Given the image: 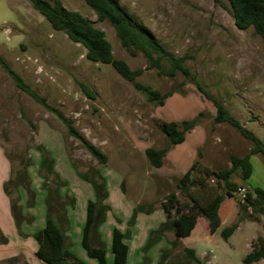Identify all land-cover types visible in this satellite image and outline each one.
<instances>
[{
	"label": "rangeland",
	"instance_id": "rangeland-1",
	"mask_svg": "<svg viewBox=\"0 0 264 264\" xmlns=\"http://www.w3.org/2000/svg\"><path fill=\"white\" fill-rule=\"evenodd\" d=\"M61 1L105 32L115 57L124 59L133 69H143L136 82L170 95L159 105L111 64L89 60L86 48L65 32L55 30L29 0H0V54L33 90L107 155L106 163L95 158L79 139L69 134L54 112L21 90L0 66V144L11 162L14 180L8 185L10 204L15 203L26 220L20 228L13 216L10 225L1 221L9 242L0 244V264H47L37 257V244L31 234L45 225L48 209L54 217L60 215V202L65 203L70 219V227H65L71 251L85 264H98L81 243L88 200L96 199L93 184L104 185L102 193H108L97 220L104 218L98 232L110 263L112 229L119 227L125 229L133 243L130 264H156L152 258H156V242L161 238L150 246L146 241L137 250L131 235L135 225L143 231V222H138L140 214L149 213L150 208L151 212L156 210L173 191L182 204H189L192 197L206 201L216 194L224 195L225 187L216 176L204 174L200 178L202 184L181 188V176L173 172L171 161L165 159L156 168L146 157L145 149L169 145L160 127L163 121L184 118L179 120L182 122L202 112L198 124L204 127L206 137L198 150L199 162L219 169L230 165L231 154L242 156L249 151L251 142L238 129L227 122L214 121L216 107L196 82L264 144V41L253 27L236 26L227 0H119L155 34L171 56L185 58L184 66L196 76V81H192L180 71L170 75L167 59L159 66H151L142 51L133 54L125 48L114 26L99 20L85 0ZM82 83L95 91V98L85 93ZM192 136L170 147L175 146L171 156L179 165L195 152ZM250 159L253 172L247 182L264 188L263 155L253 154ZM25 171L26 179L16 187L18 173ZM194 177L199 178L197 170ZM232 177L243 182L237 172ZM109 196L116 206L108 202ZM238 197L236 192L234 198ZM139 206L143 211H138L130 224ZM130 214L129 219L125 218ZM252 233L251 223L241 225L233 239L237 249ZM167 237L174 239L170 234ZM164 250L169 259L161 258L159 264L184 261L182 247ZM260 263L264 264V260Z\"/></svg>",
	"mask_w": 264,
	"mask_h": 264
},
{
	"label": "trees",
	"instance_id": "trees-1",
	"mask_svg": "<svg viewBox=\"0 0 264 264\" xmlns=\"http://www.w3.org/2000/svg\"><path fill=\"white\" fill-rule=\"evenodd\" d=\"M32 6L38 10L51 24L55 30L65 32L68 37L81 43L86 48V57L94 62H102L111 64L112 67L126 80L134 82L135 86L146 93L150 100L156 101L159 105H163L170 93H161L159 90L153 89L150 86H145L136 82V78L143 72L142 68L133 69L124 59L114 56L111 42L107 39L105 32L96 27L94 22L88 17L84 16L79 11L70 10L66 8L61 0H29ZM86 3L95 11L98 19L101 21H108L117 31L118 37L122 45L130 50L133 54L136 51H142L151 66H159L163 59L170 62V75H175L177 71L182 72L187 78L196 81V76L192 74L188 67L184 66V57L171 56L163 47L155 34L139 22L132 14H130L119 0H85ZM231 6L234 21L239 29H247L253 27L264 41V0H227ZM0 66L10 75L16 85L48 110L54 112L67 126L68 132L71 136L76 137L86 147V149L100 162L106 163L107 155L97 147L93 142L88 140L81 132H79L72 122L67 119L55 107L49 105L46 99L40 96L33 90L18 74L13 70L4 57L0 54ZM198 89L205 97L211 99L216 107V114L214 121L217 123L227 122L241 133L243 137L250 140L251 146L245 155H230V165L215 169L202 164L196 160L190 169L184 173L179 180V187L186 188L187 186H196L202 184V175L216 176L219 181L223 182L225 187V194H216L214 197L206 201H200L198 198L192 197V202L189 204H182L176 192H170L165 200L162 201L161 207L166 213V220L161 226L152 230L147 240V245H153L159 240L165 231H174L175 238L170 242L172 247H177L179 239L189 235L197 223L199 216H204L210 225L211 231H216L221 226V218L219 215V207L224 200L225 195L234 197L238 192L239 184L232 180V174L239 173L241 179L247 181L252 172L253 165L251 162V155L262 154L264 158V144L263 141L251 130L246 128L228 108L219 100L213 98L211 94L202 86L201 83L196 82ZM83 90L91 97L95 98V91L91 90L86 84L82 83ZM203 115L200 112L196 117L182 122L178 121H163L161 130L169 139V145L156 148L154 146L145 149L146 157L152 166L159 168L164 164V159L170 150V147L182 143L186 137V131L193 129L199 123V117ZM201 155V151L198 152ZM42 164L49 169L52 165H47L44 161ZM198 171L199 178L194 177V172ZM25 172L18 173L15 185L21 186V182L26 179ZM198 179L201 181L198 182ZM12 176L4 184V190L9 196L10 192L8 185L13 182ZM27 183V182H26ZM249 191L245 199L237 198L239 204V218L234 224L222 229L221 233L225 239L238 228L240 222L244 219L253 221H260V215L264 214V188L249 184ZM96 194V199H90L87 203L86 220L82 229L81 243L87 254L96 258L98 264H109L107 259V248L103 239L98 232V226L104 221V218L97 220V212L102 209L101 202L107 197V190L104 185L93 184ZM61 204L62 207L61 208ZM109 208L108 205H106ZM142 206L137 207L129 222L133 224L138 211H143ZM11 213L14 222L18 228L23 221L20 210H17L15 203L10 204ZM60 210L62 212L58 217H54L48 209V215L45 225L32 233L35 239L37 248V257L47 264H85L83 260L79 259L70 249L68 242V235L66 234V227H70V219L67 214L65 203L60 202ZM152 211L150 208L147 210ZM66 226V227H65ZM128 238V233L123 232L120 228L114 227L112 231L111 252L113 254L112 264H128L129 245L125 241ZM9 242L8 236L0 227V244ZM251 251L244 257L243 264H259L260 260H264V236L259 235L251 242ZM184 261L180 264H206L197 257L193 248H183ZM168 260V254L165 250L162 252V259Z\"/></svg>",
	"mask_w": 264,
	"mask_h": 264
},
{
	"label": "crops",
	"instance_id": "crops-1",
	"mask_svg": "<svg viewBox=\"0 0 264 264\" xmlns=\"http://www.w3.org/2000/svg\"><path fill=\"white\" fill-rule=\"evenodd\" d=\"M180 119L182 120L184 118H180ZM180 119L169 118L170 121L174 120L178 122ZM191 136H192L191 139L196 142V147L194 149L195 152L193 151L195 154L193 153L194 155L192 154L189 160H186L184 163H182V165H179L177 161H174V157L171 156V153L175 146L172 147L168 151L165 157V159H168L171 161L173 165L172 166L173 172L176 175L182 176L184 173H186L190 169L192 164L197 160L198 150H199V147L202 146V144L205 141L206 131L204 127L201 126V124H198L195 127V129L192 130L191 133L186 134L185 140L182 143H184ZM182 143H179V144H182ZM165 159H164V162H165ZM180 167H182V170L180 169ZM11 175H12L11 162L8 156L6 155V152L4 151L3 147L0 144V227H1L2 220L6 221L7 224L10 225V222H11L10 219L12 218V213L10 209V198L4 190V184L6 181L9 180ZM231 178L233 181L237 182L239 185H242V184L249 185L247 181L243 180V182H239L233 177ZM107 200H109L108 202L111 204L112 207L116 206L113 200H111L110 196L108 197ZM124 201L126 202L128 200H124ZM125 202H123L124 204L123 206L128 208V206L125 205ZM118 210H120V207ZM219 215L221 218V226L216 231H211L208 220L204 216H199L197 223L192 229L191 233L185 237H181L179 239L178 246L182 248H185V247L193 248L195 250L197 257L200 258L206 264H238V262H241V261L243 262L244 257L252 249L251 247L252 240L255 239L259 235L264 236V231H263L264 229L262 227V224H264V214L260 215L261 217L260 221H253L250 219L242 220L238 228L228 237V239H225L222 236L221 231L223 228L230 226L238 221L239 204H238L237 199H235L234 197L225 198L220 204ZM130 216L131 214L127 217L125 216V218L129 219ZM165 220H166V213L164 212L161 206L156 208V210H154L153 212H150V213L142 212L140 214V216L138 217V222L139 221L143 222V228H142L143 231L136 228V225H135L132 228V232H131V235L134 238V243L136 242L135 247L137 250H139L146 243L150 231L154 229H158ZM247 222L251 223V227L253 228V233L244 240L243 246L239 250L237 249V246L233 243V239L236 233L238 232L239 228L241 227V225H244ZM121 230L125 232V229H121ZM169 234L172 237L174 236L175 238L174 231L172 230L165 231V234L161 237V239L158 242H156L157 244L156 258L155 259L152 258V262L153 260H156L157 261L156 264H157L158 260L162 258V251L166 248H172L171 244L169 243V241H172V240L168 239L167 237ZM102 236H103V233H102ZM125 241L128 243L130 247L129 258H128V264H130V254H131V250L133 247L132 245L133 243H131L128 238H126ZM260 261L258 262L259 264H261ZM108 263L109 264L113 263V257H112V263H110L109 259H108ZM151 264H155V263H151Z\"/></svg>",
	"mask_w": 264,
	"mask_h": 264
},
{
	"label": "built area",
	"instance_id": "built-area-1",
	"mask_svg": "<svg viewBox=\"0 0 264 264\" xmlns=\"http://www.w3.org/2000/svg\"><path fill=\"white\" fill-rule=\"evenodd\" d=\"M249 189H250L249 185H245V184L240 185L238 188L239 197L245 199Z\"/></svg>",
	"mask_w": 264,
	"mask_h": 264
}]
</instances>
